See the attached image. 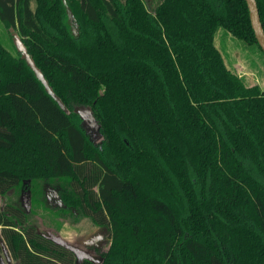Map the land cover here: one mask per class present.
Instances as JSON below:
<instances>
[{"label": "trees", "instance_id": "trees-1", "mask_svg": "<svg viewBox=\"0 0 264 264\" xmlns=\"http://www.w3.org/2000/svg\"><path fill=\"white\" fill-rule=\"evenodd\" d=\"M66 3L77 33L64 0H0V22L20 33L63 103L0 40V195L30 182L39 197L47 183L66 208L107 227L109 247L78 263L7 201L0 239L13 258L264 264V87L227 64L215 41L223 28L264 58L246 0ZM79 105L100 124L99 143Z\"/></svg>", "mask_w": 264, "mask_h": 264}, {"label": "rangeland", "instance_id": "rangeland-1", "mask_svg": "<svg viewBox=\"0 0 264 264\" xmlns=\"http://www.w3.org/2000/svg\"><path fill=\"white\" fill-rule=\"evenodd\" d=\"M148 1L152 2V0ZM0 40L13 53H16L18 43L25 47L20 33L14 29L7 30L1 22ZM215 41L217 47L224 54L227 64L235 68L241 75L246 76L250 82L259 83L264 87V58L256 46L251 47L245 44L223 28H218ZM82 114L83 121L85 115ZM88 116L87 122L90 129H94L95 134L92 141L99 143L102 140L101 131L96 129L90 112ZM43 185H45L44 194L39 197L34 196L33 184L29 182L28 187L13 190L4 196L0 195V205L11 201L21 206L28 212L29 222L36 226L38 232L71 247L77 253L78 263L83 257L94 260L102 259L110 241L107 227L97 226L86 215L75 209L66 208L57 193L58 189L51 188L47 183H43ZM0 240L2 264H20L17 259L12 257L4 239Z\"/></svg>", "mask_w": 264, "mask_h": 264}, {"label": "water", "instance_id": "water-1", "mask_svg": "<svg viewBox=\"0 0 264 264\" xmlns=\"http://www.w3.org/2000/svg\"><path fill=\"white\" fill-rule=\"evenodd\" d=\"M246 2H247L248 9H249V16H250V20H251V25L253 27L256 39H257L259 45L261 46L262 50L264 51V27H263V24H262V21H261L257 0H246ZM64 3L66 4L67 13H68V17H69V22L72 25L73 30L77 33L78 25H77V22L75 20L74 14H73L72 10L67 6L66 0H64ZM17 46H18L17 49L21 52L22 57L27 61L28 65L34 70L36 76L44 84L45 89L47 90V92L49 94H51L58 101V103L60 104L61 107H63V103L55 95V93L53 92L52 88L48 84V82L45 79V77L42 74V72L35 66L34 61L32 60L31 56L28 54L26 48L23 47L21 43H18ZM84 110H86L87 112H83ZM76 111L80 115L82 113H84L82 115H85V118H84V120L82 121L81 124H82L83 128L85 129L86 133L89 135L90 139L93 140V136L95 134H94V129H90V125L87 122V119L89 117L88 113L90 112V114H91V116H92V118H93V120L95 122L96 129L100 130V124L96 120L91 108L89 106H86V105H79V106L76 107ZM67 247H69V246H67ZM69 248H71V247H69Z\"/></svg>", "mask_w": 264, "mask_h": 264}, {"label": "flooded vegetation", "instance_id": "flooded-vegetation-1", "mask_svg": "<svg viewBox=\"0 0 264 264\" xmlns=\"http://www.w3.org/2000/svg\"><path fill=\"white\" fill-rule=\"evenodd\" d=\"M48 186H50L51 188H54L53 186H51V185H49V184H47ZM55 189V188H54ZM57 193H58V191H57ZM59 195V194H58ZM2 197V196H1ZM11 202V201H10ZM5 203V202H4ZM11 203H14V204H16L15 202H11ZM4 205V204H3ZM2 205V206H3ZM18 205V204H17ZM1 206V205H0ZM0 243H1V240H0ZM13 257V256H12ZM97 260H99V259H97ZM1 261V260H0ZM2 263V262H1Z\"/></svg>", "mask_w": 264, "mask_h": 264}]
</instances>
